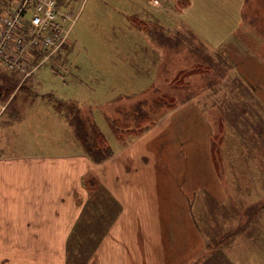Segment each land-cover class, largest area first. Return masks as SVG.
<instances>
[{"label":"crops","instance_id":"obj_1","mask_svg":"<svg viewBox=\"0 0 264 264\" xmlns=\"http://www.w3.org/2000/svg\"><path fill=\"white\" fill-rule=\"evenodd\" d=\"M195 1H187V12L194 9ZM187 26L191 31L192 26ZM237 31L225 39L204 38L203 30L198 38L224 52L245 85L264 89V59ZM69 52L59 50L49 59L54 74L64 67L63 79L70 73ZM95 64L103 74L90 77L83 86L85 95L65 98L44 93L40 76L30 78L28 85L21 83L19 73L0 66V264H77L70 252L80 250L82 214L97 196L104 200L105 208L97 206L101 211L109 214L107 206L115 205L120 212L115 223L124 227V264H196L207 248L196 219L199 198L226 200V180L218 173L212 151L216 128L210 116L189 99L138 137L122 141L110 158L97 162L83 146L77 125L81 108L88 107L92 110L84 118L100 123L94 111H102L103 123L113 127L104 112L113 95L101 91L110 78L104 76V67ZM22 86L40 91L41 98L30 99L32 109L17 116L12 107L18 98L20 103L28 101L18 95ZM60 104L71 106L72 112L58 108ZM36 106H43V111ZM233 167L248 171L245 184L241 183L245 178L239 177L231 183L239 199L248 196L250 210L243 228L224 242L230 245L224 258L227 264H264V198L257 193L264 192V178H258V167L249 161ZM260 168L264 173V165ZM243 187L248 195H242ZM112 231L116 232L115 225ZM112 240L107 235L86 264L94 260L104 264Z\"/></svg>","mask_w":264,"mask_h":264},{"label":"rangeland","instance_id":"obj_2","mask_svg":"<svg viewBox=\"0 0 264 264\" xmlns=\"http://www.w3.org/2000/svg\"><path fill=\"white\" fill-rule=\"evenodd\" d=\"M187 1L195 0H176V4L175 0H73L78 17L70 41L61 49L63 53L70 51L66 55L70 59V73L63 79L61 75H66V71L64 67H58L59 73L54 74L49 60L34 72L33 77L40 76L44 93L54 92L61 98L75 97L85 95L83 86L89 84L92 75L103 74L97 70L95 61L104 67L107 71L104 76L110 78V84L101 91L113 95L109 109L105 108L104 112L113 127L103 123L102 111H94L96 120L101 122L95 121L93 126L100 130L103 141L108 144L106 151L110 156L122 141L127 139L125 142H129L138 137L162 121L178 104L195 99L200 109L203 106L216 128L212 151L218 173L226 180V200L215 202L200 195L205 200L199 198L196 219L207 245L202 257L208 255L195 263L227 264L224 255L230 245L224 242L231 241L232 237H229L240 226L243 228L250 210L248 196L245 200L239 199L231 183L233 178L239 177L245 178L241 181L245 184L248 171L233 169V165L254 163L258 167V178H264L260 168L264 165V89L245 85L225 53L201 42L198 31H206L204 38L226 39L238 30L237 36L262 55L264 0H207L206 5L196 0L194 9L188 12ZM9 7V0H0V16ZM187 24L192 26L191 31ZM31 80H21V83L28 84ZM36 93L26 86L18 90V95L28 101L20 103L18 98L17 106L12 107L17 116L20 111L32 109L29 100L41 98L40 91ZM57 107L72 112L71 106L60 104ZM35 108L44 109L43 106ZM81 109L82 116L92 110ZM79 134L83 146L91 148L95 139H88L86 144L81 137L83 129ZM245 190L247 187L241 189L243 196L248 195L244 194ZM257 193L258 197L264 198V192ZM97 206H105L101 196L86 204L82 214L80 250L70 252L71 260L73 257L77 264H86L94 259L97 246L110 235L113 240L108 244L103 263L124 264V227L115 223L120 212L115 205H108L107 215L111 218H103ZM114 225L115 233L112 231ZM214 250L218 263H214V259L206 260ZM95 263L98 262L94 260Z\"/></svg>","mask_w":264,"mask_h":264},{"label":"built area","instance_id":"obj_3","mask_svg":"<svg viewBox=\"0 0 264 264\" xmlns=\"http://www.w3.org/2000/svg\"><path fill=\"white\" fill-rule=\"evenodd\" d=\"M0 16V66L24 78L63 48L76 20L59 0H11Z\"/></svg>","mask_w":264,"mask_h":264},{"label":"trees","instance_id":"obj_4","mask_svg":"<svg viewBox=\"0 0 264 264\" xmlns=\"http://www.w3.org/2000/svg\"><path fill=\"white\" fill-rule=\"evenodd\" d=\"M260 56L264 59V54H262V55L260 54ZM77 125H78V128H80L81 132L83 129L84 135L83 136L81 135V136H82V139L85 141L86 144L88 143V139H92V140L95 139L94 143L91 144V148L90 147L88 149L86 148L87 152L89 153V155L92 159H94L97 162H101V161H104V160L111 157L110 154L107 153L108 151H106L108 144L106 142H104L105 140H104V137L102 136V134L100 133V130L99 131L96 130L97 127L93 126V123L89 120L88 117L85 116V118H84L82 116V120L81 119L78 120ZM93 133H94V135H93ZM101 212H102V215L100 217H103V218L108 217L109 218V215H107L108 213L105 214L103 211H101ZM234 234H235V232L233 233V235ZM232 236H230L229 238H231ZM222 241H224V240H222ZM222 241H220V242H222ZM220 242H217V243H220ZM213 245H215V244H213ZM213 252H212V255L208 256L207 261L211 262V259H214V263H218V258L216 257L215 250ZM206 256H204V257H206Z\"/></svg>","mask_w":264,"mask_h":264}]
</instances>
